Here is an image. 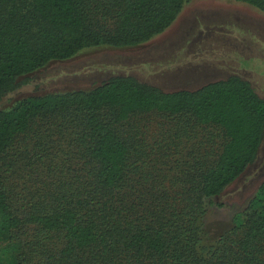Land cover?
Returning <instances> with one entry per match:
<instances>
[{
  "label": "trees",
  "instance_id": "trees-1",
  "mask_svg": "<svg viewBox=\"0 0 264 264\" xmlns=\"http://www.w3.org/2000/svg\"><path fill=\"white\" fill-rule=\"evenodd\" d=\"M186 1L0 0V101L48 62L148 41ZM232 1L264 14V0ZM44 116L81 130L89 178L72 191L65 186L50 211L23 219L0 185V264H264V183L227 231L210 243L202 232L205 201L243 174L263 139L264 99L246 80L162 91L114 76L89 91L25 97L0 110V157ZM139 134H220L222 142L214 159L197 167L192 155L164 184L168 175L159 170L158 180L154 168L167 156L155 159ZM48 234L61 237L53 254L45 251Z\"/></svg>",
  "mask_w": 264,
  "mask_h": 264
},
{
  "label": "rangeland",
  "instance_id": "rangeland-1",
  "mask_svg": "<svg viewBox=\"0 0 264 264\" xmlns=\"http://www.w3.org/2000/svg\"><path fill=\"white\" fill-rule=\"evenodd\" d=\"M233 75L247 80L264 99V14L232 0H187L169 27L142 44L86 48L21 77L20 85L2 97L0 110L29 96L89 91L114 76L174 91L193 90ZM80 131L56 116L37 117L2 154L0 185L19 218L50 211L65 186L72 191L83 183V176L89 178L91 166L79 155L86 148ZM136 140L144 142L147 151L153 150L155 159L160 153L167 156L165 164L156 161L154 175L161 170L168 175L164 183L168 184L175 173L186 170L182 163L191 165L192 155L197 167L214 159L210 154L217 153L222 137L139 134ZM263 183L264 135L252 164L219 196L205 201L202 232L207 243L231 227ZM76 197L77 192L72 195ZM22 230L30 233L27 227ZM60 243L61 237L48 234L45 251L53 254Z\"/></svg>",
  "mask_w": 264,
  "mask_h": 264
},
{
  "label": "crops",
  "instance_id": "crops-1",
  "mask_svg": "<svg viewBox=\"0 0 264 264\" xmlns=\"http://www.w3.org/2000/svg\"><path fill=\"white\" fill-rule=\"evenodd\" d=\"M247 81V80H246Z\"/></svg>",
  "mask_w": 264,
  "mask_h": 264
}]
</instances>
